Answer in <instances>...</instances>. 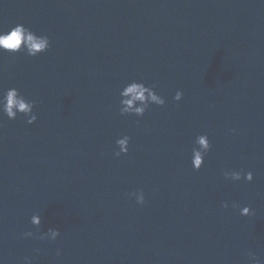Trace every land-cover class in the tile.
I'll return each mask as SVG.
<instances>
[{
    "label": "water",
    "instance_id": "obj_1",
    "mask_svg": "<svg viewBox=\"0 0 264 264\" xmlns=\"http://www.w3.org/2000/svg\"><path fill=\"white\" fill-rule=\"evenodd\" d=\"M18 23L51 46L0 53V90L38 116L0 117V264H264V0H0V30ZM133 79L166 104L121 116ZM198 134L212 149L194 171ZM50 227L60 237L40 240Z\"/></svg>",
    "mask_w": 264,
    "mask_h": 264
},
{
    "label": "clouds",
    "instance_id": "obj_2",
    "mask_svg": "<svg viewBox=\"0 0 264 264\" xmlns=\"http://www.w3.org/2000/svg\"><path fill=\"white\" fill-rule=\"evenodd\" d=\"M51 41L46 34H37L23 24H16L9 30H0V53H24L29 57H37L49 50ZM184 93L182 90H177L173 96L175 102H180L183 99ZM36 101L27 98L16 87H10L0 90V117H6L8 120H16L18 116L24 118L26 124H34L38 116L35 112ZM166 104L164 96L156 90V85H149L143 80L133 79L126 82L119 90V114L121 116L143 117L151 106L163 107ZM235 131V130H232ZM131 137L122 135L115 140L116 150L114 155L120 157L129 153ZM212 144L207 134H198L195 136L193 146L191 148L190 163L194 171H199L205 163V157L211 151ZM222 175L224 179L233 182L246 181L251 183L254 179L252 171H244L243 169H223ZM129 197H135V201L139 205L145 203V194L142 189L129 193ZM224 209L229 207L227 202L221 205ZM233 209H239L241 216L253 215V210L249 206L240 207L237 203L231 204ZM30 224L37 230L41 226V216L34 213L30 217ZM24 237L32 238L34 233L27 231ZM61 233L58 228H48L46 232H41L40 240L55 241L60 237ZM37 253L39 250H36ZM59 256V251L57 252ZM249 264H261L260 259L255 253L249 252ZM24 264H32L31 257H24Z\"/></svg>",
    "mask_w": 264,
    "mask_h": 264
}]
</instances>
